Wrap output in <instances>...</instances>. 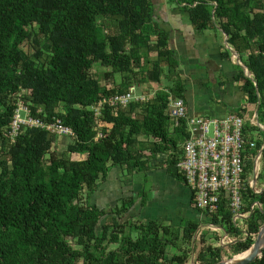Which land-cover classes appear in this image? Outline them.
<instances>
[{"label": "trees", "instance_id": "trees-1", "mask_svg": "<svg viewBox=\"0 0 264 264\" xmlns=\"http://www.w3.org/2000/svg\"><path fill=\"white\" fill-rule=\"evenodd\" d=\"M173 1L197 32L220 30L222 55L231 48L239 64L245 102L235 114L254 143L240 216L225 196L214 212L199 209L204 224L179 227L128 216L132 198L111 210L89 204L112 167L128 178L154 163L184 182L177 164L186 119L170 131L165 111L170 98L183 101L185 84L152 0H0V264H222L264 240V190L250 187L256 176L264 181V0ZM95 64L106 70L93 72ZM135 84L149 95L145 102L94 115L102 98ZM19 102L74 136L22 129L11 143ZM212 227L223 236L209 237ZM240 264H264V250Z\"/></svg>", "mask_w": 264, "mask_h": 264}, {"label": "crops", "instance_id": "crops-1", "mask_svg": "<svg viewBox=\"0 0 264 264\" xmlns=\"http://www.w3.org/2000/svg\"><path fill=\"white\" fill-rule=\"evenodd\" d=\"M152 3L157 14L154 11L155 18L169 33L168 46L178 61L179 75L185 84L186 114L223 119L238 112L245 102L240 83L235 79V66L239 64L232 54L229 58L222 55L226 49L222 32L217 28L197 32L186 12L167 8L164 0H152ZM154 57L151 55L150 59ZM155 86L151 84L149 88ZM154 165L152 163V168L143 173L148 177L146 181L137 176L127 178L118 167L110 168L89 204L100 210H111L122 200L132 198L130 217L143 221L161 220L176 227L189 222L204 224L206 219L183 180ZM146 182L148 185H144ZM141 195L144 196L143 205L140 204Z\"/></svg>", "mask_w": 264, "mask_h": 264}, {"label": "built area", "instance_id": "built-area-1", "mask_svg": "<svg viewBox=\"0 0 264 264\" xmlns=\"http://www.w3.org/2000/svg\"><path fill=\"white\" fill-rule=\"evenodd\" d=\"M149 95L138 85L130 86L121 95L102 98L91 107L99 117L104 106L111 108L113 114L126 108L131 102H145ZM170 122V131L181 119H186L188 139L183 145V157L177 164L185 185L192 193L194 203L199 209L214 212L222 196L235 218L242 211L241 188L244 176V163L247 149L254 143L243 137V119L229 114L223 119L204 116H188L181 99L170 98L165 111ZM41 129L59 138L74 136L71 128L60 120L44 121L31 115L29 109L19 102L10 123L8 138L14 143L22 129ZM101 133H97V138Z\"/></svg>", "mask_w": 264, "mask_h": 264}, {"label": "rangeland", "instance_id": "rangeland-1", "mask_svg": "<svg viewBox=\"0 0 264 264\" xmlns=\"http://www.w3.org/2000/svg\"><path fill=\"white\" fill-rule=\"evenodd\" d=\"M167 8H170V9H178V6L177 4L173 1V0H164ZM155 11V14H156V10ZM157 15V14H156ZM152 58V57H151ZM106 69L100 67L98 64H95L93 66V72L95 73H101V72H104ZM156 88V86H155ZM144 89V88H143ZM145 90V89H144ZM65 141H68V139H64ZM65 141H61V142H58V149H61L65 144L66 142ZM139 177L141 179V181H146L147 180V176L145 177V175L143 174V172H140V173H137L135 175H132L131 178H136ZM252 180L250 182V187L252 188L251 190H253L254 192H261L262 190H264V181L263 180H258V181H254ZM144 185H148V183L146 182ZM238 223H241L240 221ZM214 233H218L220 236H223V232L221 229L219 228H215V227H212L210 228V232L208 233V236L209 237H212L214 235Z\"/></svg>", "mask_w": 264, "mask_h": 264}, {"label": "water", "instance_id": "water-1", "mask_svg": "<svg viewBox=\"0 0 264 264\" xmlns=\"http://www.w3.org/2000/svg\"><path fill=\"white\" fill-rule=\"evenodd\" d=\"M226 44V43H225ZM227 47V46H226ZM228 48V47H227ZM230 51L232 52V55L233 57H235V52L229 48ZM244 72H246V69L244 68L243 69ZM264 147V142H263V146L262 148ZM262 148L259 150L258 154H257V157H256V160H255V166H254V171L256 173V169H257V163H258V160L260 158V155H261V151H262ZM257 176L253 179L254 181L256 180ZM253 181V182H254ZM260 193V192H259ZM262 250H264V240L255 244L253 247H251L249 250H247L246 252L240 254V255H237L235 257H233L232 259L228 260V261H225L223 262L222 264H240V263H243V262H246L247 260H249L251 257L255 256L256 254H259Z\"/></svg>", "mask_w": 264, "mask_h": 264}]
</instances>
